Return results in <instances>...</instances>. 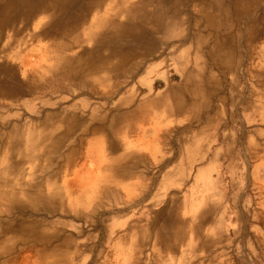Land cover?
Segmentation results:
<instances>
[{
    "label": "crops",
    "instance_id": "1",
    "mask_svg": "<svg viewBox=\"0 0 264 264\" xmlns=\"http://www.w3.org/2000/svg\"><path fill=\"white\" fill-rule=\"evenodd\" d=\"M143 1L130 0V43L135 38L146 47L151 39L160 42L153 52L130 49L127 70L91 71L86 61L99 64L101 53H77L79 45L93 46L88 38L98 31L91 8L77 21H71L77 10H70L66 19L54 9L51 15L65 18L58 26L38 24L37 17L46 15L42 10L32 20L15 21L29 26L32 38L31 49H23L15 63L20 70L24 63L26 74L41 84L32 87V94L46 84L52 90L45 101L53 115L41 125L50 144L58 145L35 152L33 160L40 191L45 186L53 191L52 197L39 199L53 203L50 211L26 205L16 218L28 220L30 214V221H44V232L58 236L53 239L56 249L67 255L61 264H264V148L262 142L246 146L245 119L236 114L244 109V85L230 79L225 67L218 72L168 69L171 56L165 42L178 40H166L161 29H151L150 17H159L153 22L163 26L166 6ZM185 6L180 15L184 22L173 32L206 35L208 24L202 23L199 32L197 5L193 12ZM225 21L219 27L230 25ZM16 32L22 39L23 31ZM226 39L230 42V36ZM67 62L79 68L53 67ZM105 75L111 82L106 93ZM170 75L179 77L172 80ZM216 98L228 107L223 117L210 113ZM236 123L241 124L238 129L232 125ZM246 171L255 177L253 194L244 190Z\"/></svg>",
    "mask_w": 264,
    "mask_h": 264
},
{
    "label": "rangeland",
    "instance_id": "2",
    "mask_svg": "<svg viewBox=\"0 0 264 264\" xmlns=\"http://www.w3.org/2000/svg\"><path fill=\"white\" fill-rule=\"evenodd\" d=\"M196 2H199L201 3L200 5H202L199 6V8L196 7L200 17V26L202 23L208 24L210 30L206 35L200 34L198 36H188L184 35L182 32L179 33V31H176V33L173 34L174 36L172 35L171 37H168L167 40L172 37H175L178 40V42H165L167 45V50L171 56V58L168 59V69H180L178 65L173 63L174 61L172 59L176 57L179 51L189 48L187 57L184 55L182 59H188V61H190L188 65V70H190L193 66L191 61L193 60L194 50L196 47L195 45H197L195 38H200L198 47H200L202 51L200 53L199 59L197 60L198 67H205L217 72L218 69L225 67L230 70L231 74L228 76L230 79L236 77L240 80V83L244 85L243 88L245 89V97L243 101L244 109H236V114L240 113L245 119L244 131L247 135L246 146L249 148H254L255 142H258L259 144L262 142L264 148V0H227V2L226 0H221L219 5H214L216 7H210L207 5L209 0H187V4L184 6L193 12ZM180 10L182 11V9ZM180 10L178 13V18H180L182 13ZM225 11L227 13H225ZM206 16L210 17L209 21L206 19ZM121 19L122 18H120V20ZM219 20H221V22L223 20H229L225 22H229L231 26L226 25L225 27L223 26L219 28L221 24ZM22 23L13 22L8 28H4L2 30V34L4 36L11 34L10 38L8 39L11 45L8 48L9 50L7 49V53H9L10 56L9 61H12V59L14 60V54L17 50L14 49V46L15 44H18L17 41L22 40L19 42L21 44L20 50L23 51V49H31L32 38L28 36L30 27H25L24 23ZM44 23H46L45 20L41 22V24ZM15 28L23 31L22 39L12 35L14 34ZM202 30L203 26L199 28V32L201 33ZM218 35L220 37H218ZM228 36H230V42H223L224 38L228 39ZM209 39L213 40L214 42L207 43L206 41ZM218 43L219 48L218 51H216L217 53L213 55L210 54L211 48ZM143 49L144 48H138L134 50V52L145 51ZM222 52L225 53V57H223ZM0 55H2V53ZM12 63L16 64L14 61H12ZM256 72L258 73L257 75H255ZM169 77L170 79L175 80L178 79L177 77L179 76L170 75ZM104 79H107V81L104 80L105 82L103 84L104 93L110 92L111 82L109 80V76L105 75ZM48 86L52 87L51 84ZM44 87V90L35 91L34 94L31 93L24 97L19 96L12 100H0V188L4 190L2 191L0 189V191L7 194L14 193L15 198L17 200L20 199L19 201H16L14 207H11L14 208V211L10 212V214L4 211L12 204L0 201V242L2 241V245H0V264H61L63 261H65V259H67V255L64 256V251L55 249L56 245L54 244L53 239L58 238V236L48 235L44 232V221H40L39 223L32 222L29 220L31 218L30 214L28 215V220L25 217L23 218L21 215L16 218V213L21 214L26 211V205L34 206L37 209V206L39 205V210L42 209L50 211L47 206L39 202L37 203L36 200L38 201L40 196L44 197L46 192L51 191V189L45 186L44 193L38 191V189L41 190L40 186L42 183H39V181L36 179L38 176L36 171L35 179H33V169L36 170L33 160L37 157L35 152L37 153L41 150H49L39 147L44 143L43 140L37 135L34 136L36 146L31 147V137H28L24 134V130L28 129L29 127L31 128V126L37 128V125L40 122L39 118H42V116L48 112L45 99L52 96L53 93L51 89L47 90V84L44 85ZM258 89L261 90V92ZM259 93H262V98L259 96L257 97V94ZM58 94H60V92L56 91L55 97H57ZM212 104L213 105L210 108V113L223 117L224 109H228V107H224L220 98H216ZM255 104L257 105V108H255ZM260 105L262 108H260ZM207 108L208 107L204 109L206 110ZM12 125H14L15 128ZM232 125L238 129L241 124L236 123ZM219 127V131H222V122L219 124ZM18 132H20V134ZM22 132L23 134H21ZM40 142L42 143L40 144ZM23 153L26 158H24V155H22ZM47 156H53V154ZM47 164L52 165L50 162ZM243 178L247 180L244 190L248 194H253L254 190L256 189L250 185L251 180L255 178L253 172H243ZM21 191L23 192L21 193ZM26 192H33L36 194V197L30 199L28 198ZM37 193L41 195L39 196L38 194L37 196ZM27 200H29V204L26 203ZM32 229H34V231ZM5 240H7V242H4ZM60 241V244L68 243L65 240ZM61 246L62 245L58 247ZM51 248L52 250H50ZM49 256H51L52 259Z\"/></svg>",
    "mask_w": 264,
    "mask_h": 264
},
{
    "label": "bare ground",
    "instance_id": "3",
    "mask_svg": "<svg viewBox=\"0 0 264 264\" xmlns=\"http://www.w3.org/2000/svg\"><path fill=\"white\" fill-rule=\"evenodd\" d=\"M148 1V0H144ZM143 1V2H144ZM221 0H209L207 5L210 7H216L214 5H219ZM260 1V0H258ZM152 2V0H150ZM156 4H164L166 6V10H164V13L161 11V15L163 14V18H165V23L163 26H160L159 23L156 21L157 24L153 22V18H156V20L159 18L153 14H151V21H152V27L151 29L153 30H159L161 29L165 33V39L167 40L168 37H171L174 32L173 29L177 25L183 24L184 18L180 17L178 18V13L179 10L182 9V7L186 4L187 0H155ZM227 2V0H226ZM231 2V1H230ZM203 3V2H202ZM241 3V2H240ZM201 3L196 2V7L199 8ZM222 4V3H221ZM231 4V3H230ZM229 4V5H230ZM109 7H105V6ZM223 6V5H222ZM231 6V5H230ZM257 7V6H256ZM92 9V18L93 22L95 23L96 27L98 28V31L96 34H91L88 39L92 41L93 46L91 48L84 47L83 45H79L80 48L77 49V53H84V54H100L101 53V62L99 64H95L93 61H86L88 62L85 66L87 69H90L91 71L94 70L95 68H102L104 71H114L118 69H122L128 66V62H130V49L132 52L138 48H144L143 50L145 51H150L153 52L158 48V40H153L151 39L148 45V47L144 46V44L141 41H137L135 38L133 42L130 43V0H0V100H12L17 97H24L27 96L28 94L32 93V87H37L38 84L34 81V78L31 75H27L25 72V64L21 63L23 68L20 70V66H17V64L12 63V61L16 62V57L20 55L23 51L21 49V44L17 41L18 44H15L14 49H17L14 54V60L9 61V53H7V49L11 45L9 42L10 35H3L2 30L4 28H8L13 22L21 19L22 21L26 20H32L33 17L37 14L38 10H42L43 13L45 12L46 15L43 17H37V23L41 24L42 21H46V23L50 25H61L64 23L65 18L68 19L69 17V11L70 10H77V15L73 19L71 17V21H77L80 19V16L87 10V9ZM123 8V9H122ZM222 8V7H221ZM56 10L58 12H61V15L66 14V17H62L60 20L58 18L54 17L52 14L53 10ZM216 9V8H215ZM227 9V8H226ZM108 10V15L105 16L104 12ZM223 10V9H221ZM220 10V11H221ZM229 10V9H228ZM139 11V10H138ZM181 11V10H180ZM230 11V10H229ZM253 11V10H252ZM49 12H51L49 14ZM142 12V11H141ZM224 12V11H223ZM222 12V13H223ZM225 13H227L225 11ZM210 14V13H209ZM158 15V14H156ZM219 15V12H218ZM221 15V14H220ZM228 15V14H224ZM120 16V17H119ZM219 17V16H218ZM223 17V16H222ZM231 17V16H229ZM122 18L123 21L120 20ZM206 19L209 21L210 17L206 16ZM215 19V18H214ZM226 19V18H225ZM133 20V19H132ZM164 20V19H163ZM150 21V20H149ZM221 23V20H219ZM31 22V21H30ZM81 22V21H80ZM163 22V21H162ZM136 24V23H135ZM221 25V24H220ZM47 26V25H46ZM151 26V25H150ZM224 26V25H223ZM225 27V26H224ZM19 28V27H18ZM220 28V27H219ZM227 28V27H226ZM21 29V28H20ZM49 29V28H48ZM142 30V29H141ZM20 31V30H19ZM12 32V31H11ZM223 32V31H222ZM5 33V32H4ZM142 33V32H141ZM150 33V32H149ZM220 34V33H219ZM15 37H18V33L12 34ZM62 35V34H61ZM136 36V35H135ZM154 36V35H153ZM174 36V35H173ZM176 36V35H175ZM14 37V38H15ZM22 37V36H21ZM82 37V36H81ZM161 37V36H160ZM218 37H220L218 35ZM85 38V37H83ZM87 38V37H86ZM65 39V38H64ZM143 39V38H142ZM164 39V40H165ZM194 39V38H193ZM199 39L200 38H195V42L197 45H195V50H194V55H193V60L191 61L193 63V66L190 70L199 68L198 67V62L197 60L199 59L201 49L198 47L199 44ZM203 39V38H202ZM221 39V38H220ZM140 40V39H139ZM192 40V39H191ZM217 40V39H216ZM74 41V40H73ZM147 41V40H146ZM71 42V41H70ZM69 42V43H70ZM86 42V41H85ZM191 42V41H190ZM16 43V42H15ZM59 43V42H58ZM57 43V44H58ZM161 43H164L161 41ZM193 44V43H192ZM204 44V43H203ZM183 45V44H182ZM181 45V46H182ZM57 46L58 45H55ZM53 46V47H54ZM131 46V47H130ZM171 46V45H170ZM53 47L50 46L51 51L54 50ZM57 49L56 47H54ZM169 48V47H168ZM219 48V43L214 45L211 50L210 54H215L217 53ZM11 49V48H10ZM73 49V48H72ZM177 49V48H176ZM9 50V49H8ZM12 50V49H11ZM174 50V49H173ZM57 51V50H56ZM159 51V50H158ZM66 53V52H65ZM189 53V48L183 49L179 51L174 59H172L175 63V65H178L181 70H187L188 65L190 61L188 59H182L184 55L187 56ZM135 54V53H134ZM59 55V53H58ZM66 55V54H65ZM69 55V54H68ZM150 56V55H149ZM218 56V55H217ZM211 57V56H210ZM216 57V56H215ZM18 58V57H17ZM58 58V57H57ZM186 58V57H185ZM54 59V58H53ZM133 59V58H132ZM135 59V58H134ZM146 59V58H145ZM64 60V59H63ZM137 61L139 59H136ZM135 60V61H136ZM95 61V60H94ZM142 61V60H141ZM140 61V62H141ZM74 62V61H73ZM84 62V61H83ZM31 63V62H30ZM80 63V62H79ZM139 63V62H138ZM137 63V64H138ZM220 63V62H219ZM84 64V63H83ZM180 64V65H179ZM130 65V64H129ZM53 66V65H50ZM84 66V65H83ZM132 66V62H131ZM55 69H64V70H73L79 68V65H71L68 62L67 63H61L58 65L53 66ZM135 67V65H134ZM137 67V66H136ZM139 67V66H138ZM49 68V67H48ZM51 69V68H50ZM101 69V70H102ZM133 69V68H132ZM19 70V72H18ZM57 70V69H56ZM98 70V69H97ZM127 70V68H125ZM124 70V71H125ZM32 71V70H31ZM100 72V70H98ZM130 71V70H129ZM135 71V70H134ZM133 71V72H134ZM61 73V72H60ZM98 73V72H97ZM107 73V72H106ZM131 73V71H130ZM95 74V73H93ZM116 75V74H115ZM88 76V75H87ZM97 76V75H95ZM52 77V76H51ZM56 77V76H55ZM54 77V78H55ZM90 78V77H89ZM94 78V77H93ZM92 78V79H93ZM96 78V77H95ZM94 78V80H95ZM58 79V78H57ZM61 79V78H60ZM71 81V80H70ZM41 82V81H40ZM94 82V81H93ZM103 82V81H102ZM101 82V83H102ZM100 83V82H99ZM190 85V84H189ZM78 87V86H77ZM183 87V86H182ZM73 88V87H72ZM79 88V87H78ZM201 88V87H200ZM77 89V88H76ZM198 92V91H197ZM169 96V95H168ZM171 98V96H170ZM60 99V98H59ZM178 99V97H177ZM174 100V99H173ZM176 101V100H175ZM128 102V101H127ZM189 102V101H188ZM82 103V101H81ZM125 103V102H124ZM175 103V102H174ZM178 103V101H177ZM83 105V104H81ZM86 105V104H84ZM83 105V106H84ZM44 106V104H43ZM177 106V105H176ZM208 105H202V108H206ZM27 107V106H26ZM82 107V106H81ZM85 107V106H84ZM83 107V108H84ZM92 108V107H91ZM196 108V107H195ZM74 109V108H73ZM201 109V108H200ZM63 110V109H62ZM44 111V110H43ZM73 112V111H72ZM112 112V111H111ZM179 112V111H178ZM14 113V112H13ZM33 113V112H31ZM91 113V112H90ZM97 113V112H96ZM110 113V112H109ZM117 113V112H116ZM120 113V112H119ZM122 113V112H121ZM34 114V113H33ZM102 114V113H101ZM53 112H46L42 118H39V123L37 125V128H34L31 126L28 129L24 130V134L28 137H31L30 145L31 147L36 146L35 138L34 136H39L43 140V145H38L39 147H42L43 149L46 148V150H50L57 148V143L55 142L53 146L49 143L50 139L48 140L46 137L49 134L46 131V128H43L41 123L44 120H47L49 117L52 118ZM70 113L67 114L69 116ZM105 115V114H104ZM109 115V114H108ZM113 115V114H111ZM56 116V115H55ZM89 116V115H88ZM94 116V115H93ZM128 116V115H127ZM196 116V115H195ZM37 117V116H36ZM41 117V116H40ZM60 117L63 118V114H60ZM72 117V116H71ZM95 117V116H94ZM108 117V116H107ZM106 117V118H107ZM129 117V116H128ZM66 117H64L65 119ZM73 118V117H72ZM6 119V118H5ZM31 119V118H30ZM69 120L70 117H67ZM66 120V119H65ZM64 120V121H65ZM71 120V119H70ZM69 120V121H70ZM33 121V120H32ZM52 121V120H51ZM68 121V122H69ZM48 122V121H47ZM45 122V123H47ZM67 122V124H68ZM93 122V121H92ZM101 122V121H100ZM71 123V122H70ZM62 124V123H61ZM73 124V122H72ZM72 124L70 126H72ZM101 124V123H100ZM51 125V124H50ZM69 125V124H68ZM67 125V126H68ZM14 127V125H12ZM62 127L63 124H62ZM10 128V127H9ZM15 128V127H14ZM22 128V127H21ZM71 128V127H70ZM75 128V127H74ZM23 129V128H22ZM108 129V128H106ZM16 130V129H15ZM14 130V131H15ZM69 130V129H68ZM75 130V129H74ZM73 130V131H74ZM17 131V130H16ZM19 131V130H18ZM22 131V130H21ZM52 131V130H51ZM85 132V130H83ZM88 131V130H86ZM47 132V133H46ZM83 132V133H84ZM124 132V131H123ZM1 133V132H0ZM20 134V132H18ZM57 133V132H55ZM65 133V132H64ZM71 133V132H70ZM82 133V131H81ZM88 133V132H87ZM23 134V132L21 133ZM99 134V133H98ZM60 136V135H59ZM99 139V138H98ZM33 140V141H32ZM41 141V140H39ZM49 141V142H48ZM29 145V146H30ZM124 149V148H123ZM125 151V150H123ZM24 155V153L22 154ZM28 157V156H27ZM24 158L26 156L24 155ZM5 173V172H4ZM5 176V175H4ZM114 179V178H113ZM103 184V183H102ZM105 185V184H104ZM33 187V186H32ZM16 188V187H15ZM1 189V188H0ZM12 189V188H11ZM14 189V188H13ZM23 189V188H22ZM33 189V188H32ZM36 189V188H35ZM2 190V189H1ZM16 190V189H15ZM26 190V189H24ZM23 190V191H24ZM4 191V190H2ZM21 191V193L23 192ZM27 191V190H26ZM37 191V190H36ZM34 191V192H36ZM40 191V189H38ZM47 191V190H46ZM25 192V191H24ZM27 193V192H26ZM107 193V192H106ZM17 194V193H16ZM39 193H37L38 196ZM19 195V191H18ZM21 195V194H20ZM26 195V194H25ZM28 198L32 199L36 197V194L33 192H28L27 193ZM41 194H39L40 196ZM47 196L53 195V191H48L46 192ZM41 197V196H40ZM39 197V198H40ZM22 199V198H21ZM26 199V198H25ZM36 199V198H35ZM20 200V199H19ZM15 198L14 193H3L0 191V201L7 202L8 204H12L8 208L5 209L4 212H10L14 211V207L16 201H19ZM34 200V199H33ZM32 200V201H33ZM23 201V200H21ZM28 201V202H27ZM26 203L29 204V200H27ZM36 202L41 203L47 208L49 206H52L53 203L50 201L46 200H36ZM35 203V201H34ZM22 204V203H21ZM25 204V203H23ZM61 204V203H60ZM26 205V204H25ZM39 207V205L37 206ZM68 208V207H67ZM49 209V208H48ZM53 209L54 208H50ZM57 210V209H56ZM10 230V229H9ZM34 231V229H32ZM138 232V231H137ZM28 233V232H26ZM25 234V233H24ZM38 240V239H37ZM40 240V239H39ZM41 241V240H40ZM43 241V240H42ZM2 242V241H1ZM0 242V245H2ZM4 242H7L5 240ZM44 243V242H43ZM56 249V247H55ZM49 250V249H48ZM52 250V248L50 249ZM57 250V249H56ZM61 251V250H60ZM63 251V250H62ZM58 252V251H57ZM56 253V252H55ZM59 253V252H58ZM47 254V253H46ZM44 254V255H46ZM54 254V253H53ZM50 255V254H49ZM57 256V254H56ZM65 256V254H64ZM51 258V256H49ZM67 258V257H66ZM43 259V258H42ZM52 259V258H51ZM44 260V259H43ZM49 260V259H48ZM58 260V259H57ZM38 261V260H37ZM41 262V261H40ZM43 262V261H42ZM49 262V261H48ZM57 263V262H55ZM39 264V263H38ZM41 264V263H40Z\"/></svg>",
    "mask_w": 264,
    "mask_h": 264
}]
</instances>
